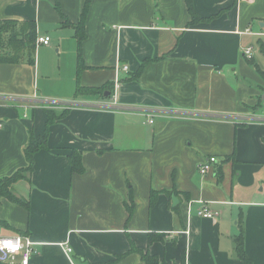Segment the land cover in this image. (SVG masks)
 <instances>
[{"label": "crops", "instance_id": "1", "mask_svg": "<svg viewBox=\"0 0 264 264\" xmlns=\"http://www.w3.org/2000/svg\"><path fill=\"white\" fill-rule=\"evenodd\" d=\"M83 2L0 0V20L35 21L36 38H50L35 42L33 65L0 63V178L26 165L45 109H68L12 184L29 207L0 197L3 233L35 242L29 264H106L130 240L169 263L184 252V264H243L233 240L242 228L244 253L264 264V78L243 54L264 73V0H193L209 17L193 25L184 0H90L77 78V42L55 4L74 24ZM78 83L110 87L76 96ZM208 156L217 162L201 174ZM201 203L217 215H197ZM150 232L165 237L148 242ZM112 264L144 262L131 252Z\"/></svg>", "mask_w": 264, "mask_h": 264}, {"label": "trees", "instance_id": "2", "mask_svg": "<svg viewBox=\"0 0 264 264\" xmlns=\"http://www.w3.org/2000/svg\"><path fill=\"white\" fill-rule=\"evenodd\" d=\"M90 0H84L79 17L76 23H71L67 17L60 11V8L55 4V8L58 11L62 26H70L73 29V36L76 39V77L78 78L80 72L86 68V65L83 62L81 56V43L85 38V19L88 10ZM186 5V10L189 16L187 25L197 24L201 21H206L209 17H201L195 10L193 5V0H184ZM37 36L36 32V23L35 21H16L3 19L0 20V63H25L29 65L34 64L35 60V39ZM259 48L264 55V43L259 41ZM249 64H251L256 71L264 78V73L260 70L257 63L252 58H246ZM152 59H145L142 61L137 70L132 73V78H135L143 68V66ZM109 84H104L100 87H83L79 85L76 86L75 95L79 96L82 94H93L100 95L103 97V93L106 90H109ZM264 90V89H263ZM68 112L67 108H63L61 111L56 112L54 109H45L46 120L45 126L42 132L37 135H34L33 132H29V139L27 144L23 148L26 165L22 168L15 170L8 176L0 178V197H6L7 199L16 202L23 206L24 208L29 207L28 200L24 198L16 197L12 193V184L19 179L25 178L23 173L27 172L28 174L32 171L33 165V155L36 151L40 149L48 150L49 146L47 143L49 127L57 120L61 119ZM98 153L101 151L98 150ZM66 159L70 166L72 172L81 174L84 172V166L82 164V159L80 153L76 149H71L66 155ZM227 159V158H226ZM229 159V158H228ZM221 171L218 172V178L220 177ZM156 191L151 190L150 193V203H153L155 198ZM133 199L131 193L129 194V203L126 202L125 208L128 212V217L132 214L133 209ZM165 237L164 233H148V242L153 240H162ZM234 248L238 258L242 261L243 264H252L251 260L244 253L243 249V230L240 229V232L233 237ZM136 252L140 255L141 260L144 264H184V252L181 254L180 262H166L165 260L160 259L155 254H150L148 251H143L137 248L134 243L129 241V248L125 253L115 255L112 260L106 262V264H112L119 259L123 258L126 254Z\"/></svg>", "mask_w": 264, "mask_h": 264}, {"label": "built area", "instance_id": "3", "mask_svg": "<svg viewBox=\"0 0 264 264\" xmlns=\"http://www.w3.org/2000/svg\"><path fill=\"white\" fill-rule=\"evenodd\" d=\"M36 44L48 45L50 38L48 36H38ZM244 55H250V48L244 51ZM126 69V67H124ZM152 122V119H149ZM3 123L0 121V128ZM217 162L215 156H208L204 161L198 165V171L205 174L212 169L213 165ZM197 215L201 217L212 218L217 215V212L211 211L205 203H201L197 209ZM67 252H71L70 247H65ZM37 254L35 242L31 241L28 237L14 234L8 235L3 233V228L0 225V263L1 264H14L18 261L19 264H29L30 257Z\"/></svg>", "mask_w": 264, "mask_h": 264}, {"label": "rangeland", "instance_id": "4", "mask_svg": "<svg viewBox=\"0 0 264 264\" xmlns=\"http://www.w3.org/2000/svg\"><path fill=\"white\" fill-rule=\"evenodd\" d=\"M252 50H256V48H257V46L254 44V45H252ZM247 49V48H246ZM246 49H244V51L246 50ZM243 54H244V52H243ZM245 57H247V58H249V56H246V55H244ZM57 59L55 60V61H53V63H52V65H53V67H52V73L54 74L55 72H56V67H57ZM59 65V64H58ZM56 74V73H55ZM262 93H263V91H262ZM262 97L264 96V93L261 95ZM259 104V103H258ZM261 107L263 108V111H264V105H261ZM54 109V108H53ZM63 108H56V109H54V111H56V112H59V111H61ZM24 175H25V178L28 176L27 174V172H25V173H23ZM5 233V232H4Z\"/></svg>", "mask_w": 264, "mask_h": 264}]
</instances>
